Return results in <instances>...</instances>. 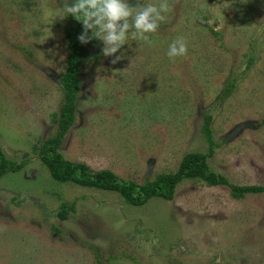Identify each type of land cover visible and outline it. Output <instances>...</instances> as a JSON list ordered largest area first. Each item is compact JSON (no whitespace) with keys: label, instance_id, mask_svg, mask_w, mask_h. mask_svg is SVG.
<instances>
[{"label":"rangeland","instance_id":"1","mask_svg":"<svg viewBox=\"0 0 264 264\" xmlns=\"http://www.w3.org/2000/svg\"><path fill=\"white\" fill-rule=\"evenodd\" d=\"M65 2L0 0V147L25 162L0 179V264H264V193L234 199L226 186L190 180L171 201L131 207L115 193L50 177L37 152L63 102L73 25L58 16ZM168 4L152 44L129 38L115 64L102 41L83 44L75 121L60 152L141 185L175 173L187 153L208 152L210 115V170L232 185L264 186V0ZM178 37L187 55L170 59ZM243 123L252 125L229 139ZM70 203L75 210L60 219Z\"/></svg>","mask_w":264,"mask_h":264},{"label":"trees","instance_id":"2","mask_svg":"<svg viewBox=\"0 0 264 264\" xmlns=\"http://www.w3.org/2000/svg\"><path fill=\"white\" fill-rule=\"evenodd\" d=\"M72 27L67 28L68 55L64 72L59 78L63 102L55 120L56 129L43 143H40L37 158L46 167L50 177L60 183H72L83 188L117 194L127 205L142 207L153 198H161L171 201L175 193V187L183 181H200L209 187L226 186L230 189L234 199H241L247 195L264 193V186L232 185L222 175L210 170L208 159L213 156L215 143L210 131L211 116L206 115L203 132L208 143V152H190L184 155L177 171L173 174L159 175L152 181H145L139 185L132 181L118 178L109 171L93 172L89 166L80 162L66 160L60 152L62 141L75 121L76 98L80 90L79 64L84 57V48L78 40L83 31V26L71 15L69 16ZM215 37L218 33L211 30ZM251 63L249 60L248 66ZM236 79L227 82L219 101L228 97L235 86ZM25 162L17 163L7 158L0 147V179L9 173H17ZM75 204H63L58 211V217L67 218L68 211H74Z\"/></svg>","mask_w":264,"mask_h":264},{"label":"clouds","instance_id":"3","mask_svg":"<svg viewBox=\"0 0 264 264\" xmlns=\"http://www.w3.org/2000/svg\"><path fill=\"white\" fill-rule=\"evenodd\" d=\"M169 11L168 0H160L158 6L147 3L136 7L127 0H74L71 4L66 0L58 16L74 17L83 26L79 42L86 45L93 39L102 41L103 55L112 57L127 44L129 38L151 45L150 37L158 32ZM187 50L184 38L178 37L170 44L167 55L170 59L183 57L187 55ZM121 58L115 56L111 62L115 64Z\"/></svg>","mask_w":264,"mask_h":264},{"label":"water","instance_id":"4","mask_svg":"<svg viewBox=\"0 0 264 264\" xmlns=\"http://www.w3.org/2000/svg\"><path fill=\"white\" fill-rule=\"evenodd\" d=\"M251 123H243L234 128V130L228 135L229 139L234 138L241 130L251 127Z\"/></svg>","mask_w":264,"mask_h":264}]
</instances>
